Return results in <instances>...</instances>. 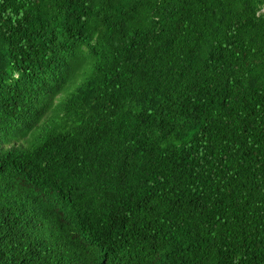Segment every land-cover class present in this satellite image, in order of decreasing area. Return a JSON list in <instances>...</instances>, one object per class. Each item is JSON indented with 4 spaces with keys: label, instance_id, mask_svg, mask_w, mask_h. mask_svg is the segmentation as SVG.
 Instances as JSON below:
<instances>
[{
    "label": "trees",
    "instance_id": "trees-1",
    "mask_svg": "<svg viewBox=\"0 0 264 264\" xmlns=\"http://www.w3.org/2000/svg\"><path fill=\"white\" fill-rule=\"evenodd\" d=\"M0 264H264V0H0Z\"/></svg>",
    "mask_w": 264,
    "mask_h": 264
}]
</instances>
